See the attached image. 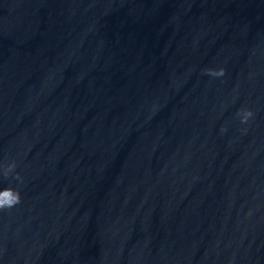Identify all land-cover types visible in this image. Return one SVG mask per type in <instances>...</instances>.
Here are the masks:
<instances>
[{"label":"clouds","instance_id":"obj_1","mask_svg":"<svg viewBox=\"0 0 264 264\" xmlns=\"http://www.w3.org/2000/svg\"><path fill=\"white\" fill-rule=\"evenodd\" d=\"M206 71H207V74H209L211 76H222V75H224L223 69H219V70L208 69ZM251 115H252V113L250 111L245 112L243 114L242 122H246L248 117H250ZM10 167H14V165H12ZM5 175H7V172L5 173ZM3 190L4 191H12L14 193V199H12L10 201H6V202H0V209L11 208L20 202V193L18 190L13 189L11 187L5 188Z\"/></svg>","mask_w":264,"mask_h":264}]
</instances>
